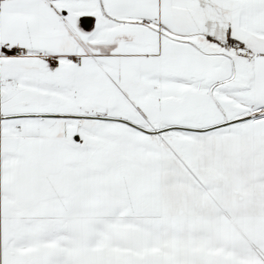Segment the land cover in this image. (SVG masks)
Returning a JSON list of instances; mask_svg holds the SVG:
<instances>
[{
  "label": "snow or ice",
  "instance_id": "snow-or-ice-1",
  "mask_svg": "<svg viewBox=\"0 0 264 264\" xmlns=\"http://www.w3.org/2000/svg\"><path fill=\"white\" fill-rule=\"evenodd\" d=\"M0 264H264V0H0Z\"/></svg>",
  "mask_w": 264,
  "mask_h": 264
}]
</instances>
